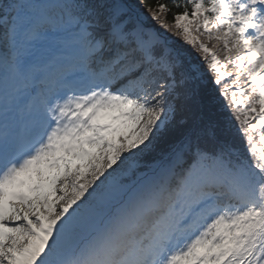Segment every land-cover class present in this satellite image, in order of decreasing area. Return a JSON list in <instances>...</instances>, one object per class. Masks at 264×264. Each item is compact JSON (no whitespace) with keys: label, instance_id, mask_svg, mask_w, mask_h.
Instances as JSON below:
<instances>
[{"label":"snow or ice","instance_id":"6c2138e0","mask_svg":"<svg viewBox=\"0 0 264 264\" xmlns=\"http://www.w3.org/2000/svg\"><path fill=\"white\" fill-rule=\"evenodd\" d=\"M0 264H264V0H0Z\"/></svg>","mask_w":264,"mask_h":264},{"label":"trees","instance_id":"16d2710c","mask_svg":"<svg viewBox=\"0 0 264 264\" xmlns=\"http://www.w3.org/2000/svg\"><path fill=\"white\" fill-rule=\"evenodd\" d=\"M237 139L239 140V135L237 134ZM241 144H242V141H241ZM150 161V160H149Z\"/></svg>","mask_w":264,"mask_h":264}]
</instances>
